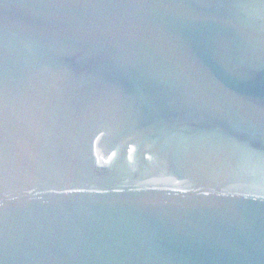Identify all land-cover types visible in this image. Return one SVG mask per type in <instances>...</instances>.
I'll return each instance as SVG.
<instances>
[{
  "label": "water",
  "instance_id": "95a60500",
  "mask_svg": "<svg viewBox=\"0 0 264 264\" xmlns=\"http://www.w3.org/2000/svg\"><path fill=\"white\" fill-rule=\"evenodd\" d=\"M0 264H264V0H0Z\"/></svg>",
  "mask_w": 264,
  "mask_h": 264
}]
</instances>
